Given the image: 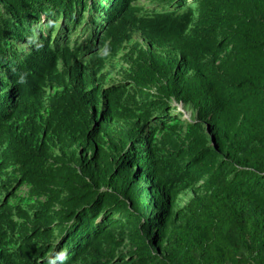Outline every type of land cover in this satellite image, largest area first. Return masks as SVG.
Segmentation results:
<instances>
[{
  "label": "trees",
  "instance_id": "16d2710c",
  "mask_svg": "<svg viewBox=\"0 0 264 264\" xmlns=\"http://www.w3.org/2000/svg\"><path fill=\"white\" fill-rule=\"evenodd\" d=\"M1 133L0 264H264V0H0Z\"/></svg>",
  "mask_w": 264,
  "mask_h": 264
},
{
  "label": "clouds",
  "instance_id": "9594fccd",
  "mask_svg": "<svg viewBox=\"0 0 264 264\" xmlns=\"http://www.w3.org/2000/svg\"><path fill=\"white\" fill-rule=\"evenodd\" d=\"M133 38L134 40H137L139 43H142L141 38L139 36H134ZM127 46H131V44H127ZM113 62H116V61L107 63L108 64L107 70L110 67L109 63H113ZM110 69H111L110 72L112 74L115 70V67H110ZM114 80L120 81L121 79H116V77H114ZM50 93H51L50 90L42 91L41 95L36 100L39 108L42 111H46L47 113L51 106L59 103L58 101L50 97ZM179 106H182V105H179ZM180 111H181V108H180ZM1 134H3V137L0 138V153L11 151L12 140L10 139V135L8 133H7L8 135L4 133H1ZM1 159L2 158H0V161ZM15 175L16 174L12 170L5 172L4 170L0 169V189H2V196L0 197V201H1L0 208L4 205V203L8 201H12V202L22 201L26 197L27 189L24 187L21 188L19 186V183L14 181V178L18 177ZM16 221L17 219H15V222ZM14 223L7 222L6 220L0 221V238L10 237V235L12 234L14 230V225H13Z\"/></svg>",
  "mask_w": 264,
  "mask_h": 264
},
{
  "label": "rangeland",
  "instance_id": "374dc122",
  "mask_svg": "<svg viewBox=\"0 0 264 264\" xmlns=\"http://www.w3.org/2000/svg\"><path fill=\"white\" fill-rule=\"evenodd\" d=\"M111 69H110V67L108 68V71H110ZM119 70H120V67H117V66H115V70H114V72L112 73V76L113 77H116V79H121V76H120V74H119ZM180 108H181V111L182 112H184L185 114H187V115H190L191 113H188V112H186L184 109H183V107L182 106H179Z\"/></svg>",
  "mask_w": 264,
  "mask_h": 264
}]
</instances>
